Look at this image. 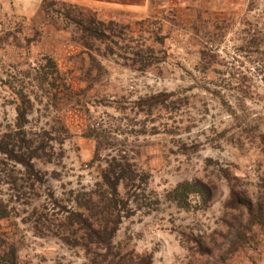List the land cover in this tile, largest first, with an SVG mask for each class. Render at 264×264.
Returning <instances> with one entry per match:
<instances>
[{
  "label": "rangeland",
  "instance_id": "rangeland-1",
  "mask_svg": "<svg viewBox=\"0 0 264 264\" xmlns=\"http://www.w3.org/2000/svg\"><path fill=\"white\" fill-rule=\"evenodd\" d=\"M5 3L0 137L25 110L26 139L51 157L36 162L45 183L0 219V264L12 248L18 264H264V225L229 206L232 187L264 195V0H196L142 20L60 0ZM114 158L136 187L122 189L104 258L58 229ZM197 180L211 199L181 201L179 184Z\"/></svg>",
  "mask_w": 264,
  "mask_h": 264
},
{
  "label": "trees",
  "instance_id": "trees-1",
  "mask_svg": "<svg viewBox=\"0 0 264 264\" xmlns=\"http://www.w3.org/2000/svg\"><path fill=\"white\" fill-rule=\"evenodd\" d=\"M73 7L77 8L75 5ZM26 120V111L19 109L18 130L0 137V219L13 215L16 210L13 204L26 196V189L34 191L36 185L45 183V175L37 168L36 162L45 156L51 157V151L47 145H36V141L26 139L23 129ZM132 174L121 160L114 158L108 161L106 167L101 169L96 188L78 196L77 209L67 211L59 226V235L69 245L75 240V244L83 246L87 253L94 248L106 249L108 253L104 258H107L123 219V208L127 207L122 189L130 192L136 187V178ZM5 187L11 192L10 198H6ZM176 192L181 201L194 196L207 203L212 196L211 188L199 180L179 184ZM14 198L17 200L13 201ZM229 206L242 209L251 225H264V195L254 199L246 191L241 193L232 187ZM17 257L16 249L12 248L3 262L18 264Z\"/></svg>",
  "mask_w": 264,
  "mask_h": 264
},
{
  "label": "crops",
  "instance_id": "crops-1",
  "mask_svg": "<svg viewBox=\"0 0 264 264\" xmlns=\"http://www.w3.org/2000/svg\"><path fill=\"white\" fill-rule=\"evenodd\" d=\"M66 3L89 7L96 11L103 19H116V16L124 15L133 19L142 20L151 16H160L164 9L176 10L177 14L192 11L196 0H60ZM0 4L6 6L5 0ZM159 9L158 14L156 13ZM176 14V13H175Z\"/></svg>",
  "mask_w": 264,
  "mask_h": 264
}]
</instances>
